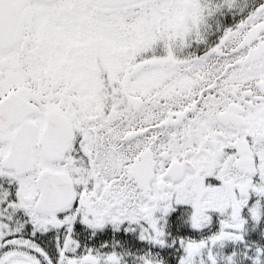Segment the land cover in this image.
<instances>
[{"label": "snow or ice", "instance_id": "6c2138e0", "mask_svg": "<svg viewBox=\"0 0 264 264\" xmlns=\"http://www.w3.org/2000/svg\"><path fill=\"white\" fill-rule=\"evenodd\" d=\"M0 264H264V0H0Z\"/></svg>", "mask_w": 264, "mask_h": 264}]
</instances>
